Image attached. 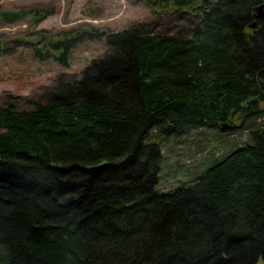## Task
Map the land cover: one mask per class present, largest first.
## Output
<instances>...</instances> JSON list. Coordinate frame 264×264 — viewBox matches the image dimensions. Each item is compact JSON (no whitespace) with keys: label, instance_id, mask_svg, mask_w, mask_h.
Here are the masks:
<instances>
[{"label":"trees","instance_id":"obj_1","mask_svg":"<svg viewBox=\"0 0 264 264\" xmlns=\"http://www.w3.org/2000/svg\"><path fill=\"white\" fill-rule=\"evenodd\" d=\"M144 1L199 20L191 33L138 23L48 40L35 55L65 67L85 40L108 50L44 101L24 99L32 109L11 94L0 107V264H264L263 0ZM237 113L253 116L248 138L181 180L172 148L201 129L242 134ZM171 173L178 187L157 191Z\"/></svg>","mask_w":264,"mask_h":264},{"label":"rangeland","instance_id":"obj_2","mask_svg":"<svg viewBox=\"0 0 264 264\" xmlns=\"http://www.w3.org/2000/svg\"><path fill=\"white\" fill-rule=\"evenodd\" d=\"M40 7L52 11L37 22L31 14L16 21H7L2 15L4 11ZM198 20L178 11H158L144 0H0V107L6 105L11 94L22 98L16 100L20 109H32L33 105L24 99L44 101L58 78L80 76L93 58L108 50L105 40H85L69 52V67H65L54 57L40 60L35 55L34 49L45 46L48 40L55 42L62 34L69 36L76 30L119 31L138 23H145L153 32L177 34L184 29L191 33ZM261 108L263 117L258 124H264V104ZM251 118L244 113L233 116L231 125L242 134L229 135L230 128L201 129L191 133L186 147L175 145L167 155L172 161L179 158L185 166L178 173L180 179H189L218 155L248 138L244 131ZM174 177L171 173L163 180L161 174L156 190L166 192L178 187L180 181Z\"/></svg>","mask_w":264,"mask_h":264},{"label":"water","instance_id":"obj_3","mask_svg":"<svg viewBox=\"0 0 264 264\" xmlns=\"http://www.w3.org/2000/svg\"><path fill=\"white\" fill-rule=\"evenodd\" d=\"M255 14L257 17L259 18H263L264 17V2L262 1L261 3H259L257 6H255ZM256 21L253 22V25L251 27H255L256 26ZM228 126V124H224V127Z\"/></svg>","mask_w":264,"mask_h":264},{"label":"flooded vegetation","instance_id":"obj_4","mask_svg":"<svg viewBox=\"0 0 264 264\" xmlns=\"http://www.w3.org/2000/svg\"><path fill=\"white\" fill-rule=\"evenodd\" d=\"M263 19H264V17H263Z\"/></svg>","mask_w":264,"mask_h":264}]
</instances>
